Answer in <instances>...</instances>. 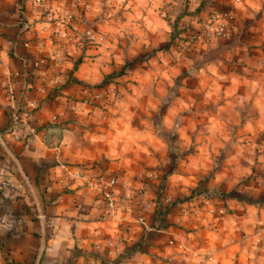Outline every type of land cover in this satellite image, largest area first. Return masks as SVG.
Segmentation results:
<instances>
[{
  "label": "crops",
  "instance_id": "1",
  "mask_svg": "<svg viewBox=\"0 0 264 264\" xmlns=\"http://www.w3.org/2000/svg\"><path fill=\"white\" fill-rule=\"evenodd\" d=\"M125 1L0 0V264H264V0L210 3L232 28L204 54L243 44L211 52L181 100L141 61L100 85L172 31L157 0ZM123 5L136 17L92 16ZM95 170L118 178L113 210ZM158 185L230 193L154 219Z\"/></svg>",
  "mask_w": 264,
  "mask_h": 264
},
{
  "label": "rangeland",
  "instance_id": "2",
  "mask_svg": "<svg viewBox=\"0 0 264 264\" xmlns=\"http://www.w3.org/2000/svg\"><path fill=\"white\" fill-rule=\"evenodd\" d=\"M146 1H150V0H146ZM216 0H211L210 3H215ZM125 4H131L133 2L136 3V0H126ZM199 2V0H166V1H162V0H157L156 2V6H158V9H161L159 12L157 11V13L155 14L158 17H160L161 19H165L167 21L172 20V22H170V24L173 23L175 17H179V27H184L185 28H189L188 31H183V35H186L185 40L181 41L180 44L178 46H172L169 49H165V43L163 42V44L158 43V45L160 46H156L155 48H151L150 50L146 51L145 53H142L140 56H136V57H132L130 59H125V63L133 61L132 66H136L138 64V62L141 61V65L142 66H148V65H154L158 68V71H160V67H166L167 69H170L171 72V77H172V92H173V97L176 98L178 97L179 99L181 97L186 99V95L184 94L186 91H182V87H190V88H194L196 87L194 85V83H196V79L198 78V74H194L193 72L199 71L198 67L202 66L204 64L205 61H202L200 58L202 55L204 54V51L202 50L203 44H208L211 41H213L214 39H216L217 35L215 32V27L217 26V23H213V25L210 28V33L212 35V39H204L203 41L198 42V40L196 39L200 33L203 31V24L207 21H209L211 18H209L208 16L206 17H199V15H195L192 16L190 14H188L187 10L192 8L193 6H195L197 3ZM210 5V4H209ZM133 5L131 6H127V8L123 5V7H119V10H114V8L112 10H95V12L97 11L96 16L92 15L93 17H103V18H114L116 19L117 17H124V19H126V17H136V13L134 12V10L131 9ZM125 7V8H124ZM190 7V8H189ZM213 9H218L217 7L212 6V9L210 10V12L214 11ZM155 10H157L155 8ZM209 12V13H210ZM125 14H131V15H125ZM145 15L147 14L144 13ZM212 14H215V12H213ZM83 17H86L87 15L84 16V14H82ZM229 26V25H227ZM247 26V25H246ZM231 27V26H230ZM229 28V27H228ZM232 28V27H231ZM231 28L228 29L229 31H227L225 29V31L221 34V38L225 37L226 35L229 34V32L231 31ZM132 28H130L129 26L126 27L125 33H130L129 31H131ZM129 30V31H127ZM236 32V31H235ZM245 30L242 29L241 31H239L238 33L242 34V36H246L245 35ZM134 33V32H133ZM217 37V38H220ZM225 40V39H223ZM152 44V43H151ZM232 44V45H231ZM238 44H243L242 42H240V40H228V41H217L215 43L212 44V46L208 45L207 49H208V53L206 54V56L203 58V60L205 59L206 62L211 59L213 60L215 58V56L213 54H211V52L216 51L217 48H221V51L225 52L228 47L233 46L235 47ZM157 51V53H156ZM165 51V52H164ZM164 52V53H163ZM200 53V57L197 56V54ZM152 54V55H151ZM150 56H155V61L154 62H149ZM140 64V63H139ZM118 72V71H117ZM116 73V72H114ZM162 73H157L155 76L157 79L159 78H164V76L161 75ZM115 77V76H113ZM111 77H107L106 81L110 82V81H114V83H119L117 81H115L114 79H110ZM126 82H130V80L126 81ZM113 90V89H112ZM112 90L109 91V93H112ZM114 91V90H113ZM159 92V91H157ZM194 93V92H193ZM181 100V99H180ZM163 111L160 110L159 111V115L162 113ZM175 112L172 113V116H175ZM179 122H176L173 126V129H175L176 127H178ZM176 135V133H173L170 138L168 139L170 142L174 141V139H172L174 136ZM153 166H146V169L144 171H150L154 168H152ZM264 170V169H263ZM264 174V172L262 173ZM161 177L165 180V174H161ZM160 177V179H161ZM197 189V188H196ZM190 195V193L188 194V196ZM186 200V199H185Z\"/></svg>",
  "mask_w": 264,
  "mask_h": 264
},
{
  "label": "trees",
  "instance_id": "3",
  "mask_svg": "<svg viewBox=\"0 0 264 264\" xmlns=\"http://www.w3.org/2000/svg\"><path fill=\"white\" fill-rule=\"evenodd\" d=\"M211 0H199V2L193 6L192 8L188 9L187 12L188 14L192 15V16H195V15H199V17H203L205 14L209 13L210 11H208V7H209V4H210ZM214 11L210 12L211 14L213 12L217 13V12H220L219 10L217 9H213ZM179 17H175L173 23H172V31L170 32L169 34V39L165 42V49H169L171 48L172 46H178L180 44L181 41H184L185 40V36L186 35H183V31H188L189 28H185L184 27H179V24H178V21H179ZM132 63L133 61H130V62H127L125 63L122 68L116 72V73H110L108 74L107 76L104 77V79L102 80V82L100 83L103 84L107 79V77H111V76H116V75H120L122 73L125 72V69L128 68V67H131L132 66ZM72 72L70 71L68 74H71ZM69 79V78H68ZM163 182V178H161L159 180V184H161ZM155 191H156V194H157V202L155 204V207H154V219H159L163 214H165L170 205L172 204H175L176 202L178 201H183L185 199H188L190 197H192L193 195H198L200 193H203L205 192V196H224L225 194H229V193H212V194H209L208 191H197L196 188H193L190 190V195L189 196H180L178 195L174 200H169V201H166L165 200V195L163 194V191H162V188L161 186L158 185V187L155 188ZM160 220H163V219H160ZM132 250H135V247H132L130 249V251Z\"/></svg>",
  "mask_w": 264,
  "mask_h": 264
},
{
  "label": "built area",
  "instance_id": "4",
  "mask_svg": "<svg viewBox=\"0 0 264 264\" xmlns=\"http://www.w3.org/2000/svg\"><path fill=\"white\" fill-rule=\"evenodd\" d=\"M223 13L217 12L215 14H208L207 16L211 18L209 21L205 22L203 24V31L200 33V35L196 38L198 42L203 41L204 39H212V35L210 33V28L213 25V23H217V26L215 27V32L217 37H220L221 34L225 31L226 25L225 22L222 20ZM154 174H150L149 177H154ZM83 180L88 185H93V180L95 181V184L100 186V194L103 197V199L106 202V206L109 208V210H113L115 208V199L113 196V187L118 182L117 176H107L102 170H95L91 173V175L88 176H82ZM155 178V177H154ZM93 179V180H92ZM1 184L6 185V182L4 180L0 181ZM144 184L140 185L139 187V198L143 199L146 195ZM166 201H169V197H165ZM140 211H146L151 207V204L149 202L144 203H138ZM7 225V218L6 217H0V227ZM89 264H96L94 262H91Z\"/></svg>",
  "mask_w": 264,
  "mask_h": 264
},
{
  "label": "water",
  "instance_id": "5",
  "mask_svg": "<svg viewBox=\"0 0 264 264\" xmlns=\"http://www.w3.org/2000/svg\"><path fill=\"white\" fill-rule=\"evenodd\" d=\"M206 54H207V53H205V54L201 57V58H202V59H200L201 62H202V61H205V59L203 60V58L206 56Z\"/></svg>",
  "mask_w": 264,
  "mask_h": 264
}]
</instances>
